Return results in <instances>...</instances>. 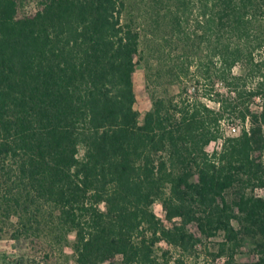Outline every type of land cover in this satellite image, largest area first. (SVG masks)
I'll list each match as a JSON object with an SVG mask.
<instances>
[{
    "label": "trees",
    "instance_id": "trees-1",
    "mask_svg": "<svg viewBox=\"0 0 264 264\" xmlns=\"http://www.w3.org/2000/svg\"><path fill=\"white\" fill-rule=\"evenodd\" d=\"M214 7L225 92L183 89L140 119L124 0H0V160L33 264L65 244L76 264H241L248 245L264 264V74L247 83L264 71V0Z\"/></svg>",
    "mask_w": 264,
    "mask_h": 264
},
{
    "label": "rangeland",
    "instance_id": "rangeland-1",
    "mask_svg": "<svg viewBox=\"0 0 264 264\" xmlns=\"http://www.w3.org/2000/svg\"><path fill=\"white\" fill-rule=\"evenodd\" d=\"M124 1L122 20L132 24L140 36L138 64L134 73V107L140 119L151 108L155 98L176 96L183 89L189 95H200L211 88L212 94L225 92L216 75L220 68L218 50L223 43V39H218L221 29L216 22H208L216 12L214 0ZM243 68H247L245 62H238L233 72L243 74ZM261 74L264 71L248 75L249 86L261 80ZM210 75L211 78L208 77ZM203 100L211 107H218L216 102ZM258 105L259 100L256 99L252 108H258ZM241 124L231 118L223 127L227 135H237ZM218 145H210L208 150L212 151ZM4 167L0 160V264H33L34 260H41V254L36 253L29 240L20 234L16 212L7 204ZM256 192L261 194L259 189ZM154 211L163 217L159 203L154 205ZM72 238L71 235L69 241ZM219 240L220 236L202 239L198 246L200 262H210L212 256L209 254L215 251ZM249 249L250 245L244 247L237 256L241 264H255L256 258ZM51 257L52 264H76L70 244L54 245ZM216 262L221 263L222 259Z\"/></svg>",
    "mask_w": 264,
    "mask_h": 264
}]
</instances>
